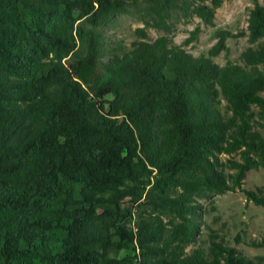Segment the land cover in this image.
Instances as JSON below:
<instances>
[{"label":"trees","instance_id":"16d2710c","mask_svg":"<svg viewBox=\"0 0 264 264\" xmlns=\"http://www.w3.org/2000/svg\"><path fill=\"white\" fill-rule=\"evenodd\" d=\"M222 2L0 0V264H253L190 246L195 203L264 168V0L242 65L211 60L223 40L209 57L166 37L119 53L102 31L140 3L147 27L171 8L213 25Z\"/></svg>","mask_w":264,"mask_h":264},{"label":"rangeland","instance_id":"374dc122","mask_svg":"<svg viewBox=\"0 0 264 264\" xmlns=\"http://www.w3.org/2000/svg\"><path fill=\"white\" fill-rule=\"evenodd\" d=\"M255 3L262 4V0H223L216 10L213 25L203 24L196 16L184 17L177 9L171 8L167 13V29L162 30L145 26L146 18L139 10L143 4L140 3L108 20L102 28L106 36L104 43L123 53L135 42H152L159 37H166L172 46L181 47L194 57H209L210 50L223 40L222 50L211 60L219 66L242 65V52L257 46V42L248 41L247 30L249 12ZM129 4L133 5V2L129 1ZM261 96L264 98V93ZM221 105L223 107L224 103ZM253 111L257 109L253 107ZM254 127L264 136V130L257 120ZM218 158L223 166L228 159L239 160L237 155H219ZM224 172L232 174L234 171L225 168ZM248 193L264 199V168L248 171L240 187L210 195L195 203L199 206L201 216L196 220V242L190 249L207 250L210 240H214L237 249L253 264H264V200L261 204L257 203ZM253 242L261 243V246L252 247Z\"/></svg>","mask_w":264,"mask_h":264}]
</instances>
